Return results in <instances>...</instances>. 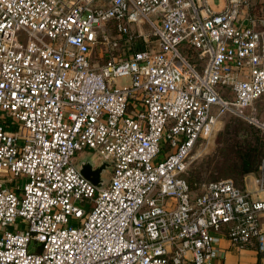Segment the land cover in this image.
<instances>
[{"label": "built area", "instance_id": "1", "mask_svg": "<svg viewBox=\"0 0 264 264\" xmlns=\"http://www.w3.org/2000/svg\"><path fill=\"white\" fill-rule=\"evenodd\" d=\"M263 95L243 0H0V264H212L217 234L264 253V157L251 190L186 176L226 112L264 128Z\"/></svg>", "mask_w": 264, "mask_h": 264}, {"label": "rangeland", "instance_id": "2", "mask_svg": "<svg viewBox=\"0 0 264 264\" xmlns=\"http://www.w3.org/2000/svg\"><path fill=\"white\" fill-rule=\"evenodd\" d=\"M222 0H212L214 5H221ZM243 6L249 14H264V0H243ZM149 36L152 44L158 45L157 38L149 29ZM100 51L97 47L94 51V56L99 60ZM121 86L130 83L129 76H122L117 80ZM257 114L264 121V95L256 104ZM255 128V127H254ZM254 128L246 123L243 119L231 112H226L218 122L216 129L209 140L198 144L190 155V164L187 172V177L194 186L202 185L213 179L232 177L237 184L245 187L249 183L250 187H255V179L260 175V168L254 172L243 174L240 172L239 158L241 147L249 146L252 141L254 143ZM258 135H264L260 131ZM262 137V136H261ZM264 137V136H263ZM77 163L85 157L96 161V165L100 164L98 156L94 154L93 149L86 148L82 154L77 152ZM112 167L103 171L104 177H110ZM18 181L23 182L22 178ZM36 242V241H35ZM260 258H264V253L259 252ZM227 263V262H226ZM250 264V262H248ZM243 261L241 264H248ZM232 264V263H227Z\"/></svg>", "mask_w": 264, "mask_h": 264}, {"label": "crops", "instance_id": "3", "mask_svg": "<svg viewBox=\"0 0 264 264\" xmlns=\"http://www.w3.org/2000/svg\"><path fill=\"white\" fill-rule=\"evenodd\" d=\"M222 3L223 0L220 6H215L220 8ZM245 188L251 190L254 187H250L249 183H247ZM262 222L264 227V212L262 213ZM217 241L220 246V252L214 257L212 264H227L228 262L232 264H241L243 261H246V263L250 262V264H264V258H260L259 252L253 247L236 246L223 234H217Z\"/></svg>", "mask_w": 264, "mask_h": 264}, {"label": "trees", "instance_id": "4", "mask_svg": "<svg viewBox=\"0 0 264 264\" xmlns=\"http://www.w3.org/2000/svg\"><path fill=\"white\" fill-rule=\"evenodd\" d=\"M256 14V13H255ZM192 58H195V55H192ZM241 119H243L246 123L252 126L254 128V143L250 141L251 143L249 146L241 147V154L239 158V166H240V172L243 174H246L248 172H254L257 169L260 168L261 161L264 157V135H258L260 131L264 132V128L258 126L254 122H251L241 116H239ZM188 172V170H187ZM187 176V173H186ZM189 180V178L187 177ZM220 179V178H218ZM217 180V179H213ZM212 181V180H210ZM191 186L195 189H199L200 185L194 186L193 183L189 180Z\"/></svg>", "mask_w": 264, "mask_h": 264}, {"label": "water", "instance_id": "5", "mask_svg": "<svg viewBox=\"0 0 264 264\" xmlns=\"http://www.w3.org/2000/svg\"><path fill=\"white\" fill-rule=\"evenodd\" d=\"M106 161L107 160L103 159L100 164L96 165L95 160H91L89 159V157H85L79 163H77V166L98 186H104L110 180V177H104L103 171L101 170V165Z\"/></svg>", "mask_w": 264, "mask_h": 264}, {"label": "flooded vegetation", "instance_id": "6", "mask_svg": "<svg viewBox=\"0 0 264 264\" xmlns=\"http://www.w3.org/2000/svg\"><path fill=\"white\" fill-rule=\"evenodd\" d=\"M112 167V164L109 162V161H106L104 162L102 165H101V170L102 171H105L107 168H110ZM112 171V170H111ZM112 173V172H111ZM111 176V175H110Z\"/></svg>", "mask_w": 264, "mask_h": 264}]
</instances>
